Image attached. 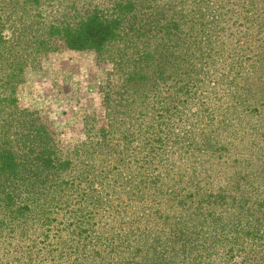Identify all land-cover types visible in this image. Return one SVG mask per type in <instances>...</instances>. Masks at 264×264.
Wrapping results in <instances>:
<instances>
[{"label":"trees","instance_id":"16d2710c","mask_svg":"<svg viewBox=\"0 0 264 264\" xmlns=\"http://www.w3.org/2000/svg\"><path fill=\"white\" fill-rule=\"evenodd\" d=\"M62 45L111 68L109 128L70 151L18 107ZM130 154L135 202L84 219L96 167L103 187ZM73 220L86 242L59 264H264V0H0V264Z\"/></svg>","mask_w":264,"mask_h":264},{"label":"rangeland","instance_id":"374dc122","mask_svg":"<svg viewBox=\"0 0 264 264\" xmlns=\"http://www.w3.org/2000/svg\"><path fill=\"white\" fill-rule=\"evenodd\" d=\"M110 70L108 65L97 63L94 52H72L62 45L59 52L50 55L43 67L39 70H28L22 76L18 89V107L40 112L55 132L62 148L70 151L86 141V125L90 123L89 119L94 118L99 128H109L112 114L103 105V98L109 90L107 74ZM133 145L132 153L144 148L141 140ZM125 157L130 158L126 159L125 165L111 164L112 173L110 171L106 174L108 178L103 180V187L99 183L102 179L99 172L102 169L96 167L97 172L91 176L93 187L89 191L97 196V206H91L92 214L86 213L84 219L100 225V218H103L109 228L115 227L112 203L121 208V205L125 207L124 204L132 200L135 202V177L142 163L133 161L131 154ZM99 201L105 202L104 207L98 206ZM110 216L111 219L107 220ZM75 223V220L70 221L67 229L61 225V230L58 233L52 232L48 238H38L42 248L34 251L39 260L35 264H59L75 257L74 251L81 247L82 243L85 244L84 239L88 235L85 231L83 235L81 231L73 233L74 228L80 227L79 221L76 225ZM45 242H48V246L42 245ZM8 250L13 251L14 248L10 247ZM6 251L0 248V263L4 262Z\"/></svg>","mask_w":264,"mask_h":264}]
</instances>
